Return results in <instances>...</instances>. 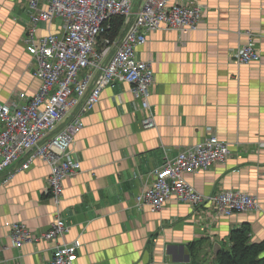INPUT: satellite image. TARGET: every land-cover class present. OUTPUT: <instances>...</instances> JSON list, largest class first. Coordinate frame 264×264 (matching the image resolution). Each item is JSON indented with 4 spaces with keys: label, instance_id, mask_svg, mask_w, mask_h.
I'll return each mask as SVG.
<instances>
[{
    "label": "crops",
    "instance_id": "crops-1",
    "mask_svg": "<svg viewBox=\"0 0 264 264\" xmlns=\"http://www.w3.org/2000/svg\"><path fill=\"white\" fill-rule=\"evenodd\" d=\"M141 1L133 0L134 9ZM175 1L202 5L199 28L153 31L137 48L154 70L149 100L156 127H143L140 100L117 81L83 116L71 152L81 170L64 180L60 203L47 191L45 160L12 176L0 173V264H49L56 242L38 238L18 248L10 229L24 223L39 237L57 212L68 226L58 243L82 242L73 264H197L199 256L212 264L215 243L228 249L232 232L245 225L251 240L264 241V0ZM30 14L22 0H0V103H23V95L40 89L24 40ZM248 33L261 60L238 65L232 56ZM213 133L232 156L184 178L205 195L224 189L255 195L261 210L222 216L209 203L194 208L176 198L157 211L137 205L156 169Z\"/></svg>",
    "mask_w": 264,
    "mask_h": 264
},
{
    "label": "built area",
    "instance_id": "built-area-1",
    "mask_svg": "<svg viewBox=\"0 0 264 264\" xmlns=\"http://www.w3.org/2000/svg\"><path fill=\"white\" fill-rule=\"evenodd\" d=\"M22 1L31 10L24 40L35 59V75L41 86L31 98L23 95V103H0V173L12 176L28 169L36 158L45 160L51 168L47 191L58 204L64 180L81 170V163L73 160L71 152L76 135L84 127L83 116L100 101L104 88L117 81L130 84L146 112L143 127H156L149 100L154 70L149 62L138 59L137 48L153 31L197 30L203 7L171 0H142L136 9L133 0ZM120 16L123 27L111 37L112 22ZM256 47L249 34L248 42L236 50L232 60L238 65L260 61ZM67 115L69 119L58 128ZM232 154L230 145L214 133L185 147L174 160L153 172L151 184L136 198L137 205L148 203L157 211L176 198L194 208L209 203L216 215L222 216L261 210L255 195L231 189L205 195L183 176L224 163ZM18 161L20 165L14 166ZM67 231L65 220L57 212L50 229L39 237L19 222L12 224L10 234L18 248L38 238L56 242L49 264H73L82 242L58 243Z\"/></svg>",
    "mask_w": 264,
    "mask_h": 264
},
{
    "label": "trees",
    "instance_id": "trees-1",
    "mask_svg": "<svg viewBox=\"0 0 264 264\" xmlns=\"http://www.w3.org/2000/svg\"><path fill=\"white\" fill-rule=\"evenodd\" d=\"M123 24L124 18L116 17L109 35L114 37L119 34ZM249 234L250 228L246 225L235 229L231 235L232 244L228 249L219 250L216 264H264V241H250Z\"/></svg>",
    "mask_w": 264,
    "mask_h": 264
},
{
    "label": "rangeland",
    "instance_id": "rangeland-1",
    "mask_svg": "<svg viewBox=\"0 0 264 264\" xmlns=\"http://www.w3.org/2000/svg\"><path fill=\"white\" fill-rule=\"evenodd\" d=\"M193 4H199V3H193ZM249 34L250 33H248V38H249ZM254 37V36H253ZM254 39H255V37H254ZM248 42V41H247ZM255 42H256V40H255ZM245 45V44H244ZM243 46V45H242ZM256 46H257V43H256ZM257 48V50H259V48L258 47H256ZM258 52V51H257ZM259 52H260V50H259ZM260 54H261V52H260ZM262 56V55H261ZM261 60V59H260ZM257 62H259V61H257ZM250 64V63H249ZM251 237V236H250ZM250 241H253V240H250ZM254 242V241H253ZM203 256H199L198 257V259H197V264H199L200 263V261H202L204 264H206V259L203 261ZM209 263H211V261H209ZM212 264H216V262H215V260H214V262L212 263Z\"/></svg>",
    "mask_w": 264,
    "mask_h": 264
},
{
    "label": "water",
    "instance_id": "water-1",
    "mask_svg": "<svg viewBox=\"0 0 264 264\" xmlns=\"http://www.w3.org/2000/svg\"><path fill=\"white\" fill-rule=\"evenodd\" d=\"M220 249H221V245L219 243H215L214 248H213L215 258H217Z\"/></svg>",
    "mask_w": 264,
    "mask_h": 264
}]
</instances>
